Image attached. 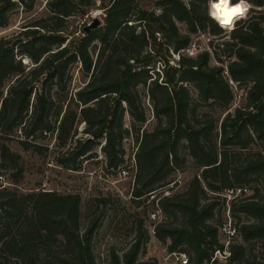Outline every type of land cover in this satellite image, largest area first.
I'll list each match as a JSON object with an SVG mask.
<instances>
[{
  "label": "trees",
  "instance_id": "trees-1",
  "mask_svg": "<svg viewBox=\"0 0 264 264\" xmlns=\"http://www.w3.org/2000/svg\"><path fill=\"white\" fill-rule=\"evenodd\" d=\"M94 1L49 0L46 4L52 13L51 22L29 25L23 30L25 38L16 43H0V129L18 128L25 137L52 129L55 101L51 88L62 90L67 68L79 60L91 73L89 81L76 92L79 114L91 138L76 155L84 154L103 137L108 165L116 166L122 161L121 141L127 132L121 128V118L126 111L133 121H145L137 86L145 87L149 80L146 87L157 124L142 136L135 153L138 187L132 195L138 199H133L140 203L141 196L147 198L149 192L167 185L168 175L183 161L179 148L185 147L201 173L183 192L159 200L162 218L155 225V237L168 239L169 249L186 251L190 264H210L212 252L222 247L217 229L221 222H213L215 203L207 202L213 197L207 195L200 179L214 193L224 189L242 191L254 177L264 188V0H247L252 14L236 21L230 31L231 40L217 44L215 52L204 50L195 56L185 53L191 34L209 29L213 35H220L224 30L207 11H198L194 1L185 4L182 0H162L158 2L160 12L155 13L138 7L136 0H107L105 25L84 35L75 48L63 45L65 37L58 32L65 18L74 12L75 5L87 7ZM11 3L6 0L0 8V26L7 23ZM176 21L184 22L187 31L181 32ZM155 33L163 35L162 42ZM96 39L100 47L93 59L88 47ZM161 43L167 53L171 51L178 57L175 65L164 66L163 82L151 77L149 54L141 55L147 46L155 52L153 45ZM210 53L216 55L217 62L227 63L210 66ZM21 58L34 65L25 67ZM230 82L246 85L247 93L244 105L228 110L233 98ZM188 85L193 86L199 101L211 100L225 110L219 124L196 113V101ZM68 117L64 112L58 123L60 139H66ZM253 145L256 148L249 149ZM0 168L14 170L16 176L21 171L18 156L4 142H0ZM229 208L232 218L239 212L252 219L235 225L242 241L264 244V201L254 194ZM178 215L182 218L179 226L167 221ZM80 223L78 194L0 189V264H95L91 239L97 219L83 228ZM145 238L143 231L121 258L112 251L110 264H152L138 260ZM243 242L231 245L226 264H264V258L251 254ZM181 245H187L190 252Z\"/></svg>",
  "mask_w": 264,
  "mask_h": 264
},
{
  "label": "rangeland",
  "instance_id": "rangeland-1",
  "mask_svg": "<svg viewBox=\"0 0 264 264\" xmlns=\"http://www.w3.org/2000/svg\"><path fill=\"white\" fill-rule=\"evenodd\" d=\"M9 1L12 3L6 12L7 23L0 26V43L8 40L16 43L25 38V31L23 30L29 28V25H33L36 22L48 24L52 21L49 20L52 13L46 4L49 0H25L24 3L18 0ZM161 1L136 0V3L140 8L159 13L158 2ZM182 1L185 4L194 1L198 11H207L208 1ZM5 4L6 0H0V8ZM108 4L107 0H95L92 5L87 7L75 5L74 12L65 18L64 25L61 31L58 32L65 37L63 45L67 44L75 48L79 40L84 36L83 27L91 22L93 16L100 19L101 25L99 27L102 28L105 25ZM251 14L252 12L248 10L244 19L250 17ZM243 23L240 22L239 25ZM176 25L181 32L187 31L184 22L176 21ZM42 30H40L41 33L44 32ZM155 36L160 38L161 42L163 41L161 33H155ZM230 40V31H224L220 35H213L209 29H205V31L199 30L191 34V41L196 42L203 50L208 49L207 47L209 46L213 52L218 50L217 44ZM149 42H151V39H149ZM153 46L155 52L152 51V47L149 45L141 55L142 57H147V54H149L148 56L151 58L148 62L151 68L149 73L152 78L159 77L158 81L163 82L161 78L164 76V66L166 63L175 65L178 57L177 54H173L171 51L167 53L163 44H155ZM99 47L100 42L97 39L89 45V54L93 59L96 58ZM158 48L159 53L156 52ZM221 58H224L223 55H221ZM21 61L27 68L34 65L25 58H21ZM226 63L227 61L217 62L216 55L210 53V66H224ZM142 64H146L145 61H142ZM90 74V72L84 70L80 61L77 60L69 65L66 70V75L62 82L64 88L62 90L56 86L51 88L50 94L55 101V110L51 117L54 127L49 131H36L32 136L25 137L24 133L18 128L12 131L0 129V142H4L10 151L18 156V165L21 167L18 176H16V171L14 170L0 168V175L3 176V180L0 181V189L23 193L53 191L58 194H78L80 196L81 228L88 222L97 219V226L91 239V250L95 264H110L112 251L121 258L122 254L126 252L143 231H146V238L145 240L143 239L144 242L140 247L138 254L141 253V255L138 256V260H148L154 264V261H151L150 258L159 255L161 246L158 242L167 244L168 239L162 241L156 238L157 242L151 239L147 231L149 221L147 220L146 211L151 210L149 201L152 198L150 196L147 198L143 197L142 202L137 203L132 197L138 187L136 177L139 172V166L135 153L138 152L142 136L146 132H152L157 124L153 113V103L149 98L146 87L149 84V80H147L145 87L140 84L137 86V92L141 99L146 119L143 123L135 122L125 111L121 118V128L127 130V132H124L121 141L123 149L122 161L116 166H109L107 156L102 148L104 144L103 137L90 150L80 156L76 155L79 149L89 144L86 142L87 138H91L85 132L87 125L79 114L80 104L76 99V92L89 81ZM10 81L11 79H8L7 83ZM229 84L233 93L228 109L231 110L245 104L247 87L244 84L239 86L236 82H230ZM188 88L196 101V113L207 115L219 124L220 119L226 113L225 110L217 103H211V100L206 102L199 101L193 86L188 85ZM32 98L33 94L31 95L30 103ZM28 111H31L30 106ZM64 112L69 116L65 127L67 136L65 137L66 139H60L57 133V126ZM73 115L74 119H72ZM253 148H256V145L250 146L249 149ZM179 152L183 161L180 167L173 170L166 179V181L168 180L170 181L169 183L173 184L167 190L168 194L183 192L193 177L201 173L195 161L188 156L185 147L180 146ZM123 169L127 171L126 175L122 173ZM200 182L204 186L207 195L213 197L207 202L215 203L213 222L216 223L224 220L226 210L238 200L254 196L255 194L257 199L264 201V188L260 179L256 177L248 182L247 187L242 191L236 189L231 193L227 189L218 193L210 192L205 187L202 179H200ZM255 188L259 191H256ZM163 196H165L164 192L157 194L159 198ZM181 220L180 215L176 218L169 217L167 219L168 222L176 226L181 224ZM231 220L236 226L242 222L252 221L249 216L239 212L234 215V218L231 217ZM154 223L156 225L158 222ZM239 242L243 241L240 235L237 234L231 245ZM243 244L247 249H250L248 251L251 254L264 258V244L262 242L250 240L243 242ZM181 247L186 248L188 251L190 250L187 245H181ZM220 264H223V262L220 261Z\"/></svg>",
  "mask_w": 264,
  "mask_h": 264
},
{
  "label": "built area",
  "instance_id": "built-area-1",
  "mask_svg": "<svg viewBox=\"0 0 264 264\" xmlns=\"http://www.w3.org/2000/svg\"><path fill=\"white\" fill-rule=\"evenodd\" d=\"M210 51V48L207 47ZM204 51L202 47H200L196 42L191 41L188 45V47L185 49V53L188 56H195L196 54ZM225 74L227 75L226 67H225ZM122 173L124 175L127 174V171L125 169L122 170ZM3 180V176L0 175V181ZM173 184L168 183L167 185L159 188V190L149 192L148 196L152 198L151 201H149V204H151V210L147 211V220L149 221V225L147 226V231L151 237L152 240H156L155 237V223L158 222L161 219V210H160V203L159 200L161 198L157 197V192H164L165 196L169 195L167 190L169 187H171ZM229 193L233 192V189H228ZM134 199H138V197L132 196ZM144 196H141V199ZM140 198V197H139ZM224 220L218 225V242L222 245L221 248H216L211 255V258L209 260L210 264H212L214 261H217V263L220 261L223 262V264H226L229 256H230V247L233 239L237 235V230L235 225L232 223L231 220V214H230V208L226 210ZM158 242V241H157ZM158 244L161 246L160 252L158 256H153L154 264H190V256L186 251L180 250V249H169V240L166 243H160Z\"/></svg>",
  "mask_w": 264,
  "mask_h": 264
},
{
  "label": "clouds",
  "instance_id": "clouds-1",
  "mask_svg": "<svg viewBox=\"0 0 264 264\" xmlns=\"http://www.w3.org/2000/svg\"><path fill=\"white\" fill-rule=\"evenodd\" d=\"M250 5L247 0H208L207 15L225 32L231 31L237 20L244 18Z\"/></svg>",
  "mask_w": 264,
  "mask_h": 264
},
{
  "label": "water",
  "instance_id": "water-1",
  "mask_svg": "<svg viewBox=\"0 0 264 264\" xmlns=\"http://www.w3.org/2000/svg\"><path fill=\"white\" fill-rule=\"evenodd\" d=\"M101 25V21L98 17L93 16L91 22L83 27L84 35L91 33L93 30Z\"/></svg>",
  "mask_w": 264,
  "mask_h": 264
},
{
  "label": "bare ground",
  "instance_id": "bare-ground-1",
  "mask_svg": "<svg viewBox=\"0 0 264 264\" xmlns=\"http://www.w3.org/2000/svg\"><path fill=\"white\" fill-rule=\"evenodd\" d=\"M97 15V14H96Z\"/></svg>",
  "mask_w": 264,
  "mask_h": 264
}]
</instances>
